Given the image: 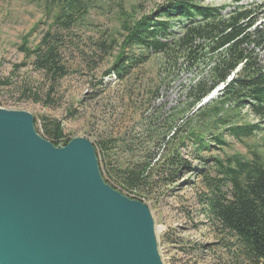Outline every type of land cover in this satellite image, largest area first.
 <instances>
[{"label": "rangeland", "instance_id": "374dc122", "mask_svg": "<svg viewBox=\"0 0 264 264\" xmlns=\"http://www.w3.org/2000/svg\"><path fill=\"white\" fill-rule=\"evenodd\" d=\"M193 1L221 7L224 14L245 6L255 18L250 30L264 32V0ZM81 2L72 29L59 32L54 23L55 6L48 7L45 0H0V81L8 82L0 86V108L30 113L39 135L46 121H59L63 136L57 147L74 137L91 141L103 178L114 179L119 168L149 163V187L133 191L132 196L151 212L163 264H252L240 255L234 238L207 214L203 200L211 190L203 178L221 177L215 159L226 163L228 158L250 160L254 154L264 158V127L239 141L226 130L231 124L258 121L247 108L239 110L229 103L219 108V114L229 118L226 125H212V117L202 119L194 113L220 95L222 83L188 112V87L198 77H208L203 66L180 64L182 59L173 65L169 55L134 47L127 48V54L137 57L136 65L120 77L113 73L120 43L127 35L125 28L155 15L168 0ZM49 30L62 38L61 59L68 70L53 86L25 55ZM255 50L264 63V47ZM35 92L40 102L32 100L30 93ZM47 94L52 102L45 105ZM198 133L204 134L207 144L200 150L193 140ZM216 134L222 145L213 139ZM173 146L176 152L171 153ZM166 162L179 165L172 170L177 176L168 183L173 175L167 173ZM226 183L220 189L230 196L231 187Z\"/></svg>", "mask_w": 264, "mask_h": 264}, {"label": "trees", "instance_id": "16d2710c", "mask_svg": "<svg viewBox=\"0 0 264 264\" xmlns=\"http://www.w3.org/2000/svg\"><path fill=\"white\" fill-rule=\"evenodd\" d=\"M45 1L48 7L55 6L54 23L58 31L71 30L77 12L81 9V0ZM157 9L155 15L141 19L134 27L125 28L127 35L120 43L121 53L111 68L113 73L120 77L136 65L137 57L127 54V48L134 47H139L145 53L169 55L167 57L173 59V65L179 64L182 59L180 64L203 66L208 71V77H198L188 87V112L222 83L225 86L220 95L198 107L194 113L202 119L210 120L212 117V125H226L229 118L220 115L219 108L229 103L239 110L247 108L258 118L254 124H231L226 130L230 136L241 141L261 130L264 127V63L260 61L255 48L264 47V32L250 30L255 23V18L251 16L252 10L236 6L229 14H224L221 7H206L193 0H168L167 4ZM158 16L163 19H158ZM59 32L47 31L35 48L25 50L26 57L32 58L34 69L49 78L53 83L51 86L68 75L61 59L62 38ZM249 45L253 48L249 49ZM238 67L241 68L236 75L226 82L227 77ZM7 84V81H0V86ZM30 95L34 102L41 101L36 92ZM50 102L52 100L47 94V100L43 103L48 105ZM41 136L58 146L63 136L61 123L57 120L46 121ZM213 139L220 145L224 143L220 134L214 135ZM193 140L198 150L207 146L203 133L196 134ZM170 149L171 153L176 152L175 146ZM215 160L217 173L221 177L203 178L211 190V195L203 200L207 214L234 238L244 259L252 264H264V158L254 154L250 160L228 158L226 163ZM166 164L167 173L173 175L166 181L168 183L177 176V171L172 170H176L174 166L179 168V165L175 162ZM149 170V163L135 165L134 168H119L114 179L104 177V180L134 199L133 191L143 192L149 187L146 183ZM223 182L230 185V196L221 191Z\"/></svg>", "mask_w": 264, "mask_h": 264}, {"label": "water", "instance_id": "95a60500", "mask_svg": "<svg viewBox=\"0 0 264 264\" xmlns=\"http://www.w3.org/2000/svg\"><path fill=\"white\" fill-rule=\"evenodd\" d=\"M0 264H163L146 204L105 182L91 141L57 147L0 108Z\"/></svg>", "mask_w": 264, "mask_h": 264}]
</instances>
